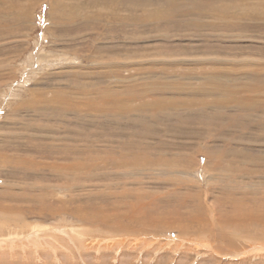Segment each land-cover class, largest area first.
<instances>
[{
    "label": "rangeland",
    "instance_id": "rangeland-1",
    "mask_svg": "<svg viewBox=\"0 0 264 264\" xmlns=\"http://www.w3.org/2000/svg\"><path fill=\"white\" fill-rule=\"evenodd\" d=\"M7 1H0V264H264L257 240L264 102L254 110L224 91L264 79L237 74L239 81L220 80L219 93L200 79L215 65L264 66V0H63L66 10L56 0ZM110 5L130 22L116 14L111 28L100 12ZM140 5L159 10L157 19H138ZM52 53L62 56L58 63L46 62ZM29 87L59 98L27 105ZM62 99L74 107L64 110ZM155 100L161 111L141 110ZM211 101L209 112L199 110ZM75 161L76 181L55 175V165ZM46 185L54 195L43 194Z\"/></svg>",
    "mask_w": 264,
    "mask_h": 264
},
{
    "label": "bare ground",
    "instance_id": "bare-ground-1",
    "mask_svg": "<svg viewBox=\"0 0 264 264\" xmlns=\"http://www.w3.org/2000/svg\"><path fill=\"white\" fill-rule=\"evenodd\" d=\"M0 1H4V3H7L8 1L7 0H0ZM33 0H31L30 2H32ZM50 1V0H49ZM52 1H55V0H52ZM102 0H100V2H101ZM141 1V0H140ZM146 1V0H145ZM56 2H58L57 4L64 10H66V7H68V6H70L71 7V5H69L68 3H66V1H63V0H56ZM106 2H108L107 0H106ZM249 2V1H248ZM253 2H255V1H253ZM253 2H251V3H253ZM257 2V1H256ZM70 3V2H69ZM89 3H91L90 1H89ZM93 3V2H92ZM118 3H121L120 1H118ZM241 3V2H240ZM258 3V2H257ZM135 4V3H134ZM140 4V3H139ZM145 4V3H144ZM250 4V3H249ZM143 5V4H142ZM235 5V4H234ZM233 5V6H234ZM248 5V4H247ZM254 5V4H253ZM14 6V5H13ZM76 6H77V3H76ZM78 6H80V4L78 3ZM238 6V5H237ZM242 6V5H241ZM243 6H245V5H243ZM250 6V5H249ZM107 8H109V9H111L112 11H108V10H106V9H100V12H101V15L102 14H104L105 15V13L106 14H108L107 15V17H108V24L111 26V28L113 27V25H115V23L113 24V22L115 21V22H118L119 20V22L122 24V23H125V22H130V20H127L126 21V19L129 17H127V16H124V15H119L116 11H121V10H125L124 8H122L121 6H113V5H110V6H106ZM247 7V6H246ZM246 7H243V8H246ZM251 7H252V9H253V6L251 5ZM250 7V8H251ZM241 8V7H240ZM249 8V7H248ZM248 8H246L247 10H248ZM139 9V11H141V12H138V13H140V14H136L137 16L136 17H138V19L140 18V17H143V16H145L146 17V15H147V17H150L151 15H153V16H156V19H157V15L159 14L158 12H160L159 10H158V12H157V10H155L154 12H152L151 10V12H148L147 10H145V11H143V9L141 8V5H140V7L138 8ZM242 9V8H241ZM245 9V10H246ZM69 10V9H68ZM75 10V9H74ZM97 10V9H96ZM154 10V9H153ZM70 11V10H69ZM69 11H66V12H69ZM166 11V10H165ZM239 11V10H238ZM28 12V11H27ZM100 12L98 11V13L100 14ZM31 13V12H30ZM71 13H73V11L71 10L70 11V13H66V14H64V15H66V16H64V17H67V20H69V18L71 17L70 16V14ZM149 13H151V15H149ZM153 13V14H152ZM234 13H235V11H234ZM238 13V12H237ZM29 14V13H28ZM60 14H61V12H60ZM99 14H98V16H99ZM116 14H118L119 16L117 17V18H115V19H112V17H114L113 15H116ZM240 14V13H239ZM160 15H161V13H160ZM168 15V14H167ZM59 16V15H58ZM152 16V17H153ZM164 16V15H163ZM86 17V16H85ZM167 17V16H166ZM74 17H71L70 18V20L71 21H73L74 19H73ZM154 18V17H153ZM160 18V17H159ZM158 18V19H159ZM145 19V18H144ZM144 19H142V20H139L140 22L141 21H144ZM156 19H153V20H156ZM57 20V19H56ZM92 20V19H91ZM118 20V21H117ZM58 22L60 21V20H57ZM70 21V22H71ZM87 21V20H86ZM121 21H123V22H121ZM158 21V20H157ZM171 21V20H170ZM17 22V21H16ZM29 23V22H28ZM106 23V22H105ZM152 23V22H151ZM156 23V22H155ZM157 24V23H156ZM55 25H57V24H55ZM54 25V26H55ZM59 25V24H58ZM89 25V24H88ZM49 26V25H48ZM60 26V25H59ZM56 27V26H55ZM89 29H91V31H94L95 29H94V27H91L90 25L89 26H87ZM61 28V27H60ZM123 29V28H122ZM124 30H126L125 28H124ZM50 31H52V29L50 30ZM52 33V32H51ZM73 34V33H72ZM52 36V35H51ZM0 37H3V36H0ZM56 37V36H55ZM58 38V37H57ZM238 38V37H237ZM56 54V53H55ZM56 55H54L53 53L52 54H48V56L46 57V56H44V57H46L47 58V60H46V62L48 61V63L50 62V61H52V63H58L59 62V58H61V57H58V58H56L55 57ZM66 58H67V56H66ZM45 59V58H44ZM114 59V58H113ZM113 59H111V60H113ZM168 59V58H167ZM130 61V60H129ZM129 61H127V62H129ZM135 61H137V62H139V61H145L146 62V60H145V58H143V59H139V60H134V62ZM227 61V60H226ZM111 62H113V61H111ZM110 61L109 62H103L102 64H109V63H111ZM114 62H119V60H115ZM114 62H113V64H114ZM222 62V61H221ZM209 63H214V59H212V57L209 59ZM246 63V62H245ZM137 64V63H136ZM223 64V63H222ZM229 64V63H228ZM247 64H249V62H247ZM117 65V64H116ZM226 65V64H225ZM230 65V64H229ZM241 65V64H240ZM252 64L250 63L249 64V68H250V66H251ZM118 66V65H117ZM120 66V65H119ZM145 66H147V64L145 65ZM234 66V65H233ZM72 68H70L71 70H74L75 69V67L76 66H71ZM123 67V66H122ZM148 67V66H147ZM242 67H243V65H242ZM254 67V66H253ZM252 67V68H253ZM2 68V67H1ZM69 68V67H68ZM219 68V69H218ZM239 68H241L240 66H238V67H232V68H227V67H224V68H222V67H219V66H216L215 65V68H209V73L207 74V75H204L205 77H203V75L201 76L200 75V79L202 78V80L204 81V84L206 85L205 87H206V90H208V92L209 93H211L210 91H215V92H217V93H219V92H221V89L222 88H224V86H222V84L221 83H223V82H221L220 80L222 79V81L223 80H225V79H227V78H230V79H233V77L232 76H234V77H238V76H236L237 74L238 75H240V76H243V77H245V79H256V78H259V81L257 82V83H261V80H263L264 79V66H262V65H258V67L257 66H255V68L252 70L251 68V70H245L244 72H242L241 70H239ZM35 72V71H34ZM23 73V72H22ZM230 75V76H229ZM37 78V77H36ZM204 78V79H203ZM21 79V78H20ZM206 79V80H205ZM27 80V79H26ZM29 80L30 79H28V82H29ZM237 80H238V78H237ZM25 81V80H24ZM34 81V80H33ZM230 81V80H229ZM239 81V80H238ZM237 81V82H238ZM221 82V83H220ZM225 82H227V80L225 81ZM224 82V83H225ZM220 83V84H219ZM242 83V82H241ZM225 84H227V83H225ZM22 85V84H21ZM24 85V84H23ZM32 85V84H31ZM244 85V84H243ZM195 86V85H194ZM203 86V85H202ZM208 86V87H207ZM238 86V85H237ZM31 87V86H30ZM29 87V88H30ZM247 87V86H246ZM198 88V87H197ZM242 88V87H241ZM248 88V87H247ZM30 89H32V88H30ZM36 89H38V88H36ZM186 89H187V87H186ZM196 89V88H195ZM199 89V88H198ZM202 90V89H201ZM250 90V91H249ZM249 90H246V89H235V91L233 90V88L232 89H230L229 87H225V94H227V93H229V95L231 94L232 95V93H235V96L237 97V99H236V101H238V102H241V103H245V104H247L248 106H250V107H252L253 109H254V107H255V109H256V107H258V103H260V101H263L264 102V83L262 82L261 83V85L259 86V87H257V86H252V87H250V89ZM16 91H17V89H16ZM32 91V95L30 96V99H28V101H25V102H27L28 104L27 105H29V104H31L32 105V102L35 100L36 102H54V101H56V100H58V96L56 97V93H53L51 96L49 95V96H47V95H45V93H42V91L40 92L39 90H35V89H32L31 90ZM58 91V90H57ZM56 91V92H57ZM194 91V90H193ZM55 92V91H54ZM114 92H116V90L114 91ZM214 92V93H215ZM113 93V92H112ZM197 93V92H196ZM30 94V93H29ZM86 94V93H85ZM107 94V93H106ZM221 94V93H220ZM223 94V93H222ZM242 94H245V96L244 95H242ZM17 95V94H16ZM110 95V94H109ZM205 95V94H204ZM228 95V94H227ZM113 95H111V97H112ZM233 96V95H232ZM243 96H244V98H243ZM114 98V97H113ZM226 98V97H225ZM105 99H107V98H105ZM111 99V98H110ZM115 99H116V97H115ZM121 99V98H120ZM123 99V98H122ZM229 99V98H228ZM231 100H233V102H234V100H235V97H233V98H230ZM19 100H20V98H19ZM63 100V103H62V101H61V103L63 104V108H64V110L66 109H69L70 107H74V104H72L71 102H69L67 99H62ZM117 100H119V99H117ZM160 100V99H159ZM225 100V99H224ZM21 101V100H20ZM123 101V100H122ZM163 101V100H162ZM209 101V100H208ZM223 101V100H222ZM228 101V100H227ZM35 102V103H36ZM78 102V101H77ZM119 102H121V101H119ZM217 102V101H216ZM19 103V102H18ZM34 103V102H33ZM114 103V102H113ZM172 104L174 103L175 104V102L174 101H172L171 102ZM186 105H187V103H186V101L184 102ZM195 103H197V102H195ZM199 103V102H198ZM209 103H210V105H212V101L211 102H207L206 104L204 103V102H202V104L203 105H200V107H199V110H201V111H207V112H209L208 110H211L210 109V107L211 106H208L209 105ZM25 104V103H24ZM43 104V103H42ZM42 104H41V106H42ZM48 104V103H47ZM50 104V103H49ZM100 104V103H99ZM192 104V103H191ZM224 104V103H223ZM235 104V103H234ZM34 105V104H33ZM32 105V106H33ZM78 105H80V104H78ZM87 105V107H89L90 109H92V106H95V105H93V104H91V103H88V104H86ZM92 105V106H91ZM102 105V104H101ZM104 105V104H103ZM111 104H109V105H106V107L107 106H110ZM184 105V104H183ZM186 105H184L183 107L185 108V106ZM189 105V107L191 106L190 105V103L188 104ZM214 105V104H213ZM236 105V104H235ZM234 105V106H235ZM46 106V105H45ZM100 106V105H99ZM105 106V105H104ZM113 106H114V104H113ZM162 106V102L161 101H158V100H155V101H153V102H151V101H148V102H146V103H143V104H141V106H140V108H141V110H143V109H148V108H153V109H156V110H160L159 108ZM174 106H177V105H174ZM217 106V105H216ZM97 107V108H96ZM95 108H96V110H98L99 108H98V106H96ZM102 107V106H101ZM105 107V108H106ZM163 107V106H162ZM177 107H180V106H177ZM182 107V108H183ZM213 107V106H212ZM215 107V106H214ZM224 107V109H225V107H226V105L225 106H223ZM240 107H242L241 105H240ZM21 108V107H20ZM53 108V107H52ZM109 108V107H108ZM107 108V109H108ZM110 108H112V107H110ZM117 108H121L119 111H121V113L122 114H125V113H129V112H131V108L130 107H126V106H120V107H117ZM261 108V107H260ZM16 109V108H15ZM37 109V108H36ZM42 109V108H41ZM54 109V108H53ZM106 109V110H107ZM136 109V108H135ZM166 109V108H165ZM192 109H196L195 107L194 108H192ZM244 109V108H243ZM252 109V110H253ZM254 109V110H255ZM263 109V108H262ZM261 109V110H262ZM48 110V109H47ZM50 110V109H49ZM48 110V111H49ZM101 110V109H100ZM190 110V109H189ZM188 110V111H189ZM251 110V109H250ZM15 111H17V110H15ZM77 111V110H76ZM107 111H109V110H107ZM110 111H113V110H110ZM161 111V110H160ZM183 111V110H182ZM185 111V110H184ZM99 111H97V113H98ZM102 112H104V111H102ZM101 112V113H102ZM106 112V111H105ZM187 112V111H186ZM191 112V111H190ZM247 112V111H246ZM252 112V111H251ZM264 111H262V113H263ZM63 113V112H62ZM225 113V112H224ZM39 114V113H38ZM106 114V113H105ZM110 114V113H109ZM108 115V114H107ZM113 115V114H112ZM210 115V114H209ZM224 116H226V114H223ZM66 116V115H65ZM75 116V115H74ZM73 116V117H74ZM117 116V115H116ZM233 116H235L236 117V114L235 115H233ZM110 117V116H109ZM113 116H111V118H112ZM21 118V117H20ZM32 118V117H31ZM226 118V117H225ZM232 116H231V120H232ZM47 119V118H46ZM61 118H59V120H60ZM76 119H77V117H76ZM75 119V120H76ZM185 119V118H184ZM215 119V118H214ZM236 119H237V117H236ZM233 120H235L234 118H233ZM88 121V120H87ZM99 121V120H98ZM217 121V120H216ZM238 121V120H237ZM49 122V121H48ZM233 122H235V121H233ZM104 123V122H103ZM89 124V123H88ZM95 127V126H94ZM184 128V127H183ZM58 129V128H57ZM98 129V128H97ZM55 130V129H54ZM189 131V130H188ZM55 133V132H54ZM73 134V133H72ZM75 134V133H74ZM95 134V133H94ZM66 135V134H65ZM113 136V135H112ZM121 136V135H120ZM65 137V136H64ZM108 137V136H107ZM75 138V137H74ZM79 138V137H78ZM76 139V138H75ZM41 140V139H40ZM61 140V139H60ZM78 141V140H77ZM169 141V140H168ZM47 144V143H46ZM66 144V143H65ZM112 144V143H111ZM40 145V144H39ZM73 145V144H72ZM58 146V145H57ZM66 146H68V144L66 145ZM65 146V147H66ZM70 146V145H69ZM68 146V147H69ZM82 146V145H81ZM85 146V145H84ZM59 147V146H58ZM83 147V146H82ZM63 148V147H62ZM71 148V147H70ZM76 148V147H75ZM136 148V147H135ZM18 149V148H17ZM61 149V148H60ZM79 149V148H78ZM94 149V148H93ZM129 149V148H128ZM65 150V149H64ZM63 150V151H64ZM68 150V149H67ZM70 150V149H69ZM62 151V152H63ZM73 151V150H72ZM77 151V150H76ZM61 152V151H60ZM66 153V152H65ZM71 153V152H70ZM77 153V152H76ZM30 154V153H29ZM74 154V153H73ZM67 155H69V154H67ZM59 156V155H58ZM66 156V155H65ZM211 156V155H210ZM68 157H70V156H68ZM212 157V156H211ZM28 158V157H27ZM49 158V157H48ZM56 158V157H55ZM58 158V157H57ZM67 158V157H66ZM75 158H77V157H74V159ZM76 160V159H75ZM141 160V159H140ZM134 161V160H133ZM139 161V160H138ZM147 161V160H146ZM211 161H217V164H215V165H222V164H219V163H221V161H224V159L222 158V157H218V158H215V157H212V160ZM29 162H30V160H29ZM28 162V163H29ZM74 162V161H73ZM79 162V161H78ZM143 163H144V161H142ZM254 162H256V164L254 163ZM45 163V162H44ZM126 162H124V164H125ZM135 163H137V161L135 162ZM134 163V164H135ZM147 163H148V161H147ZM261 162H258V161H256V160H253V162L251 163L250 162V164H254V165H257L258 167H260L262 164H260ZM75 165L74 166H70L69 165V163L68 164H63V163H59L58 165H55L53 168L56 170V173H55V175H57V176H59V177H61V179L62 178H71V179H73V180H75V178L77 177V176H75V175H73V173H72V175L70 174V172H72V171H77L76 169H78V168H80V167H82V165L80 166V164H78L76 161H75V163H74ZM131 164H133V162L131 163ZM142 163H140V165H141ZM37 165H39V164H37ZM49 166V165H48ZM84 166V165H83ZM144 166V165H143ZM40 167H42V165L40 166ZM70 167H74L73 169H70ZM247 167V166H246ZM22 168V167H21ZM49 168H50V166H49ZM141 168V167H140ZM237 170V169H236ZM33 171V170H32ZM206 171V170H205ZM29 172V171H28ZM174 172H181L180 170L179 171H173V173ZM209 172V171H208ZM253 172H258V170H251V174H253ZM172 174V172L171 171H163L162 170V172H161V170L159 171V172H157V174ZM188 171H186V175H184V176H189L188 175ZM49 174V173H48ZM185 174V173H184ZM211 174V173H210ZM190 175H192V174H190ZM226 175V174H225ZM254 176V175H253ZM259 176V175H258ZM263 178V177H262ZM77 179V178H76ZM172 179V178H171ZM214 179H215V177H214ZM188 180V179H187ZM194 180V179H193ZM76 181V180H75ZM197 182V181H196ZM43 183V182H42ZM198 183V182H197ZM43 184H45V183H43ZM78 184V183H77ZM249 186H251V188H249V189H251V190H253L254 192H255V190H256V192H258V190L260 189V187L261 186H259V187H256V186H253L252 187V185H249ZM33 187V186H32ZM40 187H43V189H45L46 191H48V192H45V193H43L44 195L45 194H53L54 192V190H53V186L51 187V185L49 186V185H46V186H40ZM67 189H69V186H68V188ZM53 190V191H52ZM132 192V191H131ZM135 192V191H134ZM133 192V193H134ZM37 194H40V193H37ZM264 194V193H263ZM44 195L43 196H39V195H37L38 196V198H39V200H41L43 197H44ZM54 195V194H53ZM138 196V195H137ZM264 196V195H263ZM45 200V199H44ZM38 201V200H37ZM40 202V201H39ZM41 202H43V201H41ZM40 204H43L44 205V203H40ZM236 205V204H235ZM238 205V204H237ZM49 207V206H48ZM42 209H44V210H46V208H45V206H43L42 207ZM51 208H48V212H49V210H50ZM54 209V208H53ZM252 212V211H251ZM253 216H255V215H253ZM244 219V218H243ZM252 219H254V218H252ZM259 219V218H258ZM250 220V219H249ZM254 221V220H253ZM256 221V220H255ZM262 221V220H261ZM264 221V220H263ZM257 222H258V220H257ZM260 222V221H259ZM248 223V222H247ZM237 224H239L238 222H237ZM242 224V223H241ZM240 224V225H241ZM255 226V225H254ZM257 226V225H256ZM258 228V227H257ZM253 229V228H252ZM246 230H247V228H246ZM230 233V232H229ZM238 232H236L235 234H237ZM260 234V233H259ZM258 234V235H259ZM11 235V234H10ZM228 235V232L227 233H224V236H227ZM253 235V234H252ZM229 236V235H228ZM230 237V236H229ZM227 239H229L230 241H232V239L231 238H227ZM257 240H260V241H262V240H264V231L261 233V236H260V238H257ZM259 245V244H258ZM249 246V245H248ZM250 246H252V245H250ZM245 247V246H244ZM253 247H254V245H253ZM257 247H259V246H257ZM256 247V248H257ZM250 248H252V247H250ZM249 248V249H250ZM247 249V248H246ZM255 250V249H254ZM254 252V251H253ZM249 253H251L250 251H249ZM10 262V261H9Z\"/></svg>",
    "mask_w": 264,
    "mask_h": 264
}]
</instances>
